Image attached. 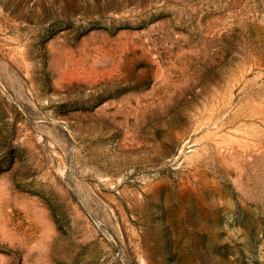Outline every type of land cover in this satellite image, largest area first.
<instances>
[{
    "label": "rangeland",
    "instance_id": "374dc122",
    "mask_svg": "<svg viewBox=\"0 0 264 264\" xmlns=\"http://www.w3.org/2000/svg\"><path fill=\"white\" fill-rule=\"evenodd\" d=\"M0 264H264V0H0Z\"/></svg>",
    "mask_w": 264,
    "mask_h": 264
}]
</instances>
